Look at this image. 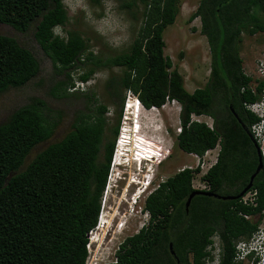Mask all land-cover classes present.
I'll return each instance as SVG.
<instances>
[{
    "label": "trees",
    "instance_id": "obj_1",
    "mask_svg": "<svg viewBox=\"0 0 264 264\" xmlns=\"http://www.w3.org/2000/svg\"><path fill=\"white\" fill-rule=\"evenodd\" d=\"M88 1L100 4L103 0ZM181 3L122 0L127 9L142 6L141 24L128 49L102 58L90 50L80 32L67 27L70 17L64 0H0V23L22 34L32 30L53 66L66 71L69 80L62 88L64 93L75 88L71 73L83 61L91 67L78 77L81 81L101 67L122 71L106 81L110 98L120 106L114 125L107 127L104 113L108 108L99 103L94 114L77 115L62 138L28 162L31 151L48 141L58 125L50 118L45 101L34 97L0 123V264H86L87 234L101 209L126 91L145 110L162 107L167 100L177 101L178 148L200 158L217 146L218 156L197 179L207 189L193 185L198 163L176 171L145 196L147 222L120 242L116 264H206L214 233L222 245L219 264H244L234 260L236 243L249 239L264 216L261 153L262 167L244 193L255 192L253 202L244 203V194L223 199L197 193L187 208L185 204L195 190L235 196L257 169L260 143L251 126L262 118L244 103L258 104L264 80L244 72L240 45L243 34L264 33V0L198 1L188 21L200 18L211 62L206 84L191 92L172 59L164 54L163 31L176 21ZM39 70L28 48L0 33V95L25 86ZM192 114L210 116L212 126L192 120Z\"/></svg>",
    "mask_w": 264,
    "mask_h": 264
},
{
    "label": "rangeland",
    "instance_id": "obj_2",
    "mask_svg": "<svg viewBox=\"0 0 264 264\" xmlns=\"http://www.w3.org/2000/svg\"><path fill=\"white\" fill-rule=\"evenodd\" d=\"M181 1L176 21L163 31L164 54L172 59L182 75L185 88L191 92L206 84L210 72L211 54L207 40L200 32V18L195 17L191 22L188 21L189 15L195 10L199 0ZM64 3L70 17L67 27L80 32L82 37L87 39L90 50L102 58L128 49L142 20V6L133 5L131 9H127L122 6V0H103L100 4H94L88 0H64ZM0 33L16 38L22 46L34 54L40 64L38 75L28 84L9 89L0 95V123L14 109L37 97L45 101L50 118L58 124L53 136L31 151L27 162L49 143L62 138L71 129V124L77 115L94 114L95 106L99 103L107 105L108 109L104 113L107 118V127L115 124L116 112L120 106L110 98L106 81L113 74L120 75L122 73L120 68H97L87 81H81L78 77L91 67V64L83 61L71 73L78 87L70 88L68 93H64L62 88L69 80L66 71L58 70L53 66L51 59L35 41L32 30L22 34L12 29L10 25L0 23ZM240 56L244 72L255 80H264V74L260 71L264 67L262 66V62L264 65V33L243 34ZM128 94L130 93L126 91L119 126H124L125 121L128 120V111L131 109L129 118L133 117L135 127L143 131L145 138L158 149L159 154L147 169H139L136 165L132 169L128 168L124 180L120 179L121 181L116 183L111 180L110 186H113L107 192L104 190L101 198V220L106 224V219H110V223L98 229L95 227L88 233L90 250L88 259L93 263L102 262L101 260L108 262L113 259L120 242L125 237L136 233L147 222L148 213L143 209L144 198L147 193L157 187L159 182L183 167L194 168L199 163L200 170L194 174L192 182L195 186L202 185L203 182L197 180L198 177L207 171L218 156V147L208 150L207 154L198 159L195 153H186L178 148L176 134L180 128V104L177 101L167 102L165 106L150 110L139 107L138 101H130L128 109L126 105ZM195 118H201L206 124H213L210 116L197 117L192 114L191 119L195 120ZM106 136H109L108 131ZM132 179L135 184H131L126 195H122V187L127 180ZM138 191L141 192V196L133 197V193ZM112 214L114 219H111ZM109 225L110 228H108ZM259 225L260 228L264 227L263 218L257 228ZM95 255L97 260L92 261Z\"/></svg>",
    "mask_w": 264,
    "mask_h": 264
},
{
    "label": "clouds",
    "instance_id": "obj_3",
    "mask_svg": "<svg viewBox=\"0 0 264 264\" xmlns=\"http://www.w3.org/2000/svg\"><path fill=\"white\" fill-rule=\"evenodd\" d=\"M75 87L76 88L78 87L77 81H75ZM128 97H130V96L128 95ZM133 97H134L133 101L134 100L138 101L139 102V107L144 108L142 106L141 102L139 101V99L136 96H133ZM261 98L262 99H260L258 104L255 103L260 108L259 109L260 112H259V110L257 112H253V111H251V112H253L256 115L261 116L262 122L260 121V123L263 125V131L262 132L264 133V94H263V96ZM128 103H129V101H128V98H127V104L126 105H128ZM252 103H254V102H252ZM163 106H165V105H163ZM151 109H158V108L152 107ZM128 112H129L128 120L125 121V124H124L123 127H122V125L119 126V130H118L117 136L115 138L116 140H114V148H113L111 160H110V163H109V169H108V175H107V183H106V186H105V192H107V190L110 187L113 186V185L110 186V184L112 182L111 180H113V183H116L117 181H121V180H124L126 178L125 175H126V170L128 168L132 169V167H135V165H136V166L139 167V169H142V168L147 169V167H149L150 163H152L158 157V153H159L158 149L156 147H154L153 144H151L149 139L145 138V136L143 135V131L140 130L139 127L138 128L135 127L134 119H132V118L130 119L129 118L130 117V113H131V109ZM121 137H123V138H121ZM215 148H217V146ZM259 150L261 151V149H259ZM207 153H208V151L205 154H207ZM261 156H262V154H261ZM215 161H213L210 164V166ZM120 168H121V170H120ZM109 178H110V180H109ZM134 178H137V177H134ZM147 181H148V179H147ZM131 182H133V183H131ZM136 183H138V182H136ZM131 184H135L133 179L131 181L127 180V182L125 183L124 187L121 186L122 187V195L128 192V187H130ZM138 185H139V183H138ZM140 193H139V191L135 192V193H133L132 196L135 197V198H138V197L141 196ZM133 202H134V200H133ZM101 216H102L101 212H99L97 223L95 225V227L97 229L99 227H101V226L109 224V223L105 224V222L101 220ZM112 218L113 219L115 218L114 214L112 215ZM111 226H112V224H111ZM111 226L109 225L108 228H110ZM215 234H217V233H214L213 235H215ZM117 248H118V246H117ZM87 249H88V256H87L86 263L89 261L88 257L90 256V250H89L88 243H87ZM97 251H98V249H97ZM220 255L222 256V246H221ZM221 256H220V260H221ZM95 260H97V256L96 255L94 256L92 261H95ZM101 261L102 262H97V263L91 262V264H116L117 258L115 256V252H114V258L113 259L109 260L108 262L107 261H103V260H101Z\"/></svg>",
    "mask_w": 264,
    "mask_h": 264
},
{
    "label": "built area",
    "instance_id": "obj_4",
    "mask_svg": "<svg viewBox=\"0 0 264 264\" xmlns=\"http://www.w3.org/2000/svg\"><path fill=\"white\" fill-rule=\"evenodd\" d=\"M262 66H264L263 62H262ZM260 71L262 74H264V67L263 69H260ZM171 102H175V101H171ZM244 104H245V107L250 111L257 112L259 110L258 105L255 103L245 102ZM193 116L201 117L202 115L193 114ZM195 120L203 121L201 120V118L200 119L195 118ZM207 125L211 127L212 123L211 124L208 123ZM251 130L256 136L257 141H259L260 143L261 154L264 160V133L262 132L263 125L260 122L255 123L251 126ZM179 131H180V128L178 132ZM194 187L200 188V189H204V188L207 189L205 183H203L202 185L196 184V186L194 185ZM254 194L255 192L249 191L246 194H244L241 199L244 203H248L249 201L253 202ZM263 220H264V217H263ZM260 225L253 232V234L250 236L249 239L240 240L239 242L236 243L235 255H234L235 261L237 262L241 261L244 264H264V227L260 228ZM211 240L212 242L209 243L207 246V250L209 251V254L205 257L206 264H219L220 256H221L220 252H221V246H222L221 240L217 234L213 235L211 237ZM86 264H91V261H88Z\"/></svg>",
    "mask_w": 264,
    "mask_h": 264
},
{
    "label": "water",
    "instance_id": "obj_5",
    "mask_svg": "<svg viewBox=\"0 0 264 264\" xmlns=\"http://www.w3.org/2000/svg\"><path fill=\"white\" fill-rule=\"evenodd\" d=\"M133 99H134V97H133V95H130V97H128V101L130 102V101H133ZM244 126V125H243ZM244 129L246 130V132L250 135V137H251V134H250V132H249V130L244 126ZM252 138V137H251ZM253 142H254V144H256V142L254 141V139H253ZM258 155H259V162H258V166H257V169L255 170V172L250 176V180H249V183L247 184V186L239 193V194H237V195H235V196H221V195H217V194H213L212 192H208V191H200V190H195V191H193L190 195H189V197H188V199H187V201H186V208L188 207V205H189V203H190V200H191V198H192V196L194 195V194H197V193H201V194H205V195H214V196H218V197H221V198H223V199H226V198H228V199H237V198H239L240 196H242L250 187H251V185H252V181H253V178H254V176L256 175V173L259 171V169L262 167V160H261V157H260V152L258 151ZM170 249H172V243L170 242ZM173 251V250H172Z\"/></svg>",
    "mask_w": 264,
    "mask_h": 264
},
{
    "label": "bare ground",
    "instance_id": "obj_6",
    "mask_svg": "<svg viewBox=\"0 0 264 264\" xmlns=\"http://www.w3.org/2000/svg\"><path fill=\"white\" fill-rule=\"evenodd\" d=\"M134 102H136V101L134 100ZM127 106H128V109H129V104H128ZM130 119H131V118H130ZM132 119H133V117H132ZM158 154H159V153H158ZM147 168H148V167H147ZM112 215H113V214H112ZM112 215H111V219H112ZM101 217H102V216H101ZM106 220H107V222H106L107 224L110 223V222H109L110 219H109V220L106 219ZM103 227H105V225H104ZM99 228H100V227H99Z\"/></svg>",
    "mask_w": 264,
    "mask_h": 264
},
{
    "label": "flooded vegetation",
    "instance_id": "obj_7",
    "mask_svg": "<svg viewBox=\"0 0 264 264\" xmlns=\"http://www.w3.org/2000/svg\"><path fill=\"white\" fill-rule=\"evenodd\" d=\"M212 121H213V119H212Z\"/></svg>",
    "mask_w": 264,
    "mask_h": 264
}]
</instances>
